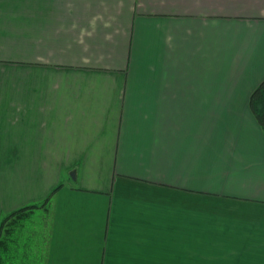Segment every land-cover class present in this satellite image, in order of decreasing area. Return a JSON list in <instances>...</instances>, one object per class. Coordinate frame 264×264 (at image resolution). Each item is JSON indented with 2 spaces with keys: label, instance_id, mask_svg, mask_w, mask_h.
<instances>
[{
  "label": "crops",
  "instance_id": "obj_1",
  "mask_svg": "<svg viewBox=\"0 0 264 264\" xmlns=\"http://www.w3.org/2000/svg\"><path fill=\"white\" fill-rule=\"evenodd\" d=\"M263 80L264 0H0L3 263L264 264Z\"/></svg>",
  "mask_w": 264,
  "mask_h": 264
},
{
  "label": "trees",
  "instance_id": "obj_2",
  "mask_svg": "<svg viewBox=\"0 0 264 264\" xmlns=\"http://www.w3.org/2000/svg\"><path fill=\"white\" fill-rule=\"evenodd\" d=\"M249 107L253 115L255 116L256 121L258 122V124L262 128V131L264 132V80L261 81L252 91L249 99ZM32 206L35 205L25 206L17 210L16 212H20ZM16 212L11 213L10 215ZM4 246H5V242L0 238V254ZM3 262L4 259H2L0 256V264H4Z\"/></svg>",
  "mask_w": 264,
  "mask_h": 264
},
{
  "label": "rangeland",
  "instance_id": "obj_3",
  "mask_svg": "<svg viewBox=\"0 0 264 264\" xmlns=\"http://www.w3.org/2000/svg\"><path fill=\"white\" fill-rule=\"evenodd\" d=\"M18 259H19V258H18V257H17V255H16V260H17V263H16V264H18V263H19V262H18ZM20 259H21V258H20ZM21 260H22V259H21ZM19 264H20V263H19Z\"/></svg>",
  "mask_w": 264,
  "mask_h": 264
}]
</instances>
